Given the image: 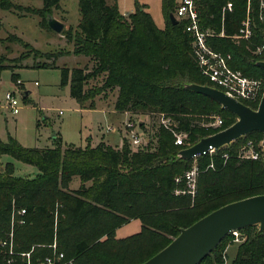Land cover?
I'll return each instance as SVG.
<instances>
[{"label": "trees", "instance_id": "trees-1", "mask_svg": "<svg viewBox=\"0 0 264 264\" xmlns=\"http://www.w3.org/2000/svg\"><path fill=\"white\" fill-rule=\"evenodd\" d=\"M59 1L42 0L37 8L0 0V10L38 16L40 27L49 28L46 15L59 9ZM227 2L233 8L225 15V36L208 42L216 51L231 55L232 68L264 82V68L256 65L264 60V52L253 55L245 42L238 44L230 38L245 16L247 0H198L201 23L219 32L221 8ZM250 3L256 15L257 2ZM175 4V0H161L165 26L160 29L144 4L135 2L133 12L121 14L115 0H78L77 26L62 30L72 51L41 52L13 33L0 37V44L17 42L33 49L48 62L42 67H59L56 60L69 53L88 57L91 69L86 65L59 67L61 85L69 82L70 96L81 108H94V97L101 90L116 88L113 107L117 112L135 116L164 113L174 121L175 130L187 134L186 143L176 145L172 132L157 124L148 145L137 150L125 138L120 148L104 142L82 147L63 143L57 136L47 148L25 147L11 135L6 141L0 139V156L10 155L39 171L37 177L28 179L15 176L10 163L0 168V264H45L44 259L56 252L73 264H141L169 244L180 228L229 202L264 194V157L245 160L236 156L242 141L260 142L263 134L259 131L212 155L200 156V165L212 160L214 169L199 174L194 196L175 192L184 189V183L175 178L192 163L191 159H177L178 151L219 130L205 126L207 122L194 115L220 113L221 129L236 120L212 98L184 87L186 83H211L198 68L184 24L169 20ZM259 34L254 39L258 43L262 42ZM7 68L13 70L0 55V73ZM99 76L103 81L97 91L85 89L90 79ZM245 104L257 108V103ZM224 153L228 154L225 163ZM74 176L81 183L68 190ZM87 182L91 184L86 186ZM21 209L25 210L22 215L18 213ZM131 219L140 221V230L117 238L116 229ZM241 230L246 238L238 243L229 264H264V231L254 225ZM228 238L198 264H221ZM54 241L56 249L51 246Z\"/></svg>", "mask_w": 264, "mask_h": 264}, {"label": "rangeland", "instance_id": "rangeland-1", "mask_svg": "<svg viewBox=\"0 0 264 264\" xmlns=\"http://www.w3.org/2000/svg\"><path fill=\"white\" fill-rule=\"evenodd\" d=\"M13 1L24 6L29 5L37 8L42 6V0ZM109 1L111 2V0ZM115 1L121 14L133 12L135 2L146 5L155 25L158 28L163 27L164 18L161 0ZM51 14L54 18L63 22L64 29L72 26L71 29L74 30L80 18L78 0H60L59 9H53ZM39 19L35 15L19 16L11 11L0 10V37H5L7 33H13L41 52L72 51L73 45L66 41L63 31L57 33L52 29L42 28L39 25ZM233 41L238 44L242 42L234 39ZM0 55L7 59V63L13 69L11 71L7 68L0 73V139L2 141H6L8 135H11L25 147L47 148L54 145L57 136L62 138L63 143L86 146L89 140L94 145V141L100 140V136L104 134V140L115 146L120 144L122 140L119 129H123V122L130 118L134 121H137V119L138 121H144L143 129L148 137H152L158 126L156 116L147 114L135 116L124 112H116L113 107L117 95L116 88L101 90L94 97V108H81L76 100L70 96L69 82L64 86L61 85L59 67L71 69L86 65L88 69H91L93 63L88 57L69 53L56 60V65L59 67H42L45 64L48 65L45 58L36 54L33 49L22 47L17 42L10 45L0 44ZM261 76L264 77V73ZM16 78L21 81V85L16 84ZM102 81L103 76L90 79L85 84V89L97 91ZM7 91L15 92L19 100L20 109L17 114H12L5 107L3 95ZM24 91L29 92L25 98L21 93ZM88 103L89 99L86 100L85 104ZM60 111L61 113H59ZM194 116L206 123L211 121L214 116L221 117V114L214 112V114L208 116ZM108 126L113 128L107 130ZM252 136L255 138L260 137L257 134ZM262 138L260 141H262ZM6 163L12 165L14 175L17 177L31 179L39 174L35 166L23 163L7 154L1 155L0 168L4 167ZM80 183L79 177L74 176L69 183L68 190L77 189ZM90 184L91 182H87L85 185L89 186ZM118 228L115 231L117 238L126 237L130 234V231H127L129 226ZM91 231H93V228L89 230V232ZM240 235L244 241L246 233L241 230ZM237 245L238 243H233L229 246V250L227 249L225 253L228 260L227 264L234 257ZM28 256L27 254L26 257Z\"/></svg>", "mask_w": 264, "mask_h": 264}, {"label": "built area", "instance_id": "built-area-1", "mask_svg": "<svg viewBox=\"0 0 264 264\" xmlns=\"http://www.w3.org/2000/svg\"><path fill=\"white\" fill-rule=\"evenodd\" d=\"M251 0H247L245 16L241 20L237 31L230 36L231 39L243 41L246 43L247 49L253 55H260L264 52V0H256V15L253 14ZM175 7L173 9V16L177 22L181 21L184 24V30L191 38V49L195 61L201 74L211 83L214 88L219 89L231 98H234L243 104L258 103L264 92V82L260 78H254L245 75L241 70L234 69L230 66L231 55L229 53H222L216 51L209 44L208 39L225 36L224 32V19L227 13L232 11V3L227 2L221 8V30L217 32L212 27H204L200 20L198 0H175ZM260 31L259 36L262 42H257L254 39L257 32ZM16 84L21 85L19 79ZM5 107H7L12 114H17L20 109L19 100L13 91H7L3 95ZM246 105V104H245ZM61 113V111L59 112ZM157 124L162 125L164 128L170 130L174 136V143L176 145H184L186 143L187 134L185 132L177 131L174 129L175 123L172 118L164 113H156ZM144 122L134 121L131 118L123 122L124 136L132 149L143 148L150 142V137L145 133L143 126ZM223 124L222 118L214 116L212 120L207 122L205 126L213 127L221 130ZM113 127L108 126L106 129L111 130ZM216 133V132H215ZM214 134V133H213ZM191 145H188L189 147ZM185 147V148H187ZM184 149V148H183ZM218 149L210 146L206 152L195 154L191 160L190 168L186 169L184 173L175 178L176 182H183L184 189H177L176 193H188L194 196L196 193L197 179L201 172L207 169H214L215 164L211 160L207 165L202 166L198 163V158L204 154L212 155ZM236 156L245 160H258L264 157V151L261 144L256 143L251 139L244 140L237 148ZM222 162L228 158V154L222 155ZM25 212L24 209L18 211L20 215ZM23 223V220H19ZM230 239L223 250V260L221 264H227L226 251L233 243H241L243 238L240 235V230H233L229 234ZM5 245V242H3ZM52 248L56 249V242L52 243ZM45 264H73L72 260H67L62 252H56L52 256H47L44 259ZM29 264V262H28Z\"/></svg>", "mask_w": 264, "mask_h": 264}, {"label": "water", "instance_id": "water-1", "mask_svg": "<svg viewBox=\"0 0 264 264\" xmlns=\"http://www.w3.org/2000/svg\"><path fill=\"white\" fill-rule=\"evenodd\" d=\"M169 20L177 24L173 13ZM47 25L53 31L60 33L64 24L46 15ZM256 65L264 68V60ZM184 87L206 95L229 110L236 120L220 131L202 137L193 145L178 151L177 159H191L195 154L206 152L210 146L219 149L252 131L263 134L261 141L264 151V92L256 109L229 97L217 88L196 83H186ZM23 97L28 91L21 92ZM258 226V231H264V194L253 195L222 205L191 225L180 228L179 233L169 244L141 264H198L210 254L220 241L233 230H241L249 226Z\"/></svg>", "mask_w": 264, "mask_h": 264}, {"label": "crops", "instance_id": "crops-1", "mask_svg": "<svg viewBox=\"0 0 264 264\" xmlns=\"http://www.w3.org/2000/svg\"><path fill=\"white\" fill-rule=\"evenodd\" d=\"M146 10H147V7H146ZM163 18H164V16H163ZM164 26H165V21H164L163 27L160 28V29H163ZM84 57H85V56H84ZM28 94H29V93H28ZM116 112H117V111H116ZM124 113L130 114V112H128V111H124ZM141 122H144V121H141ZM141 125L143 126V123H142ZM119 131H120V135H121V137H122V140H121L120 144H118V145L113 146V145H111L107 140L105 141V140H104V134H102V136H100V137H101L100 140H98V141H94V142H95L94 145L91 144V140H89V141L87 142V144L89 143L90 145L95 146V145L98 144L99 142H104V143H106L107 145H110V146H112V147H114V148H120V147L122 146V144H123V141H124L123 139L125 138V136H124L125 133H124V131H123L122 128H120ZM150 138H151V137H150ZM61 139H62V138H61ZM90 139H91V137H90ZM125 139H126V138H125ZM62 141H63V140H62ZM87 144H86V145H87ZM82 147H84V146H82ZM123 226H126V228L129 226V229H127V231H130V234H129V235H131V234L136 233V232H138V231L140 230V228H141V223H140V221H139L138 219H131V220L127 221L126 223L122 224V225L119 226V227L121 228V227H123ZM117 229H119V228H117ZM229 248H230V247H229ZM229 248H228V250H229Z\"/></svg>", "mask_w": 264, "mask_h": 264}]
</instances>
